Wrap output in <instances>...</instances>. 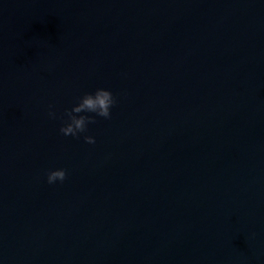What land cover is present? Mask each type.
<instances>
[{"label": "water", "instance_id": "water-1", "mask_svg": "<svg viewBox=\"0 0 264 264\" xmlns=\"http://www.w3.org/2000/svg\"><path fill=\"white\" fill-rule=\"evenodd\" d=\"M0 264H264V0H0Z\"/></svg>", "mask_w": 264, "mask_h": 264}, {"label": "clouds", "instance_id": "clouds-1", "mask_svg": "<svg viewBox=\"0 0 264 264\" xmlns=\"http://www.w3.org/2000/svg\"><path fill=\"white\" fill-rule=\"evenodd\" d=\"M116 103V96L110 89L98 87L94 91L85 92L79 96L77 102L70 109H65L59 116L54 107L49 105L47 115L50 119L61 121L59 128L61 134L79 139L88 131L89 124L95 123L96 117L111 119L112 109ZM83 139L87 144L96 143L92 135H83ZM66 176L67 172L64 168H55L47 171L46 180L49 185L57 182L63 183Z\"/></svg>", "mask_w": 264, "mask_h": 264}]
</instances>
